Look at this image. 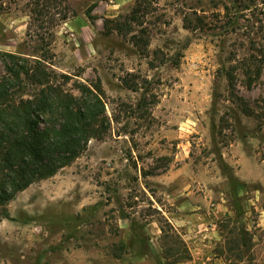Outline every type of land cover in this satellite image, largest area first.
Wrapping results in <instances>:
<instances>
[{
    "label": "rangeland",
    "instance_id": "rangeland-1",
    "mask_svg": "<svg viewBox=\"0 0 264 264\" xmlns=\"http://www.w3.org/2000/svg\"><path fill=\"white\" fill-rule=\"evenodd\" d=\"M0 2V52L42 59L75 96L99 80L108 120L8 202L0 264H264V65L244 67L264 0H153L146 46L103 28L134 0Z\"/></svg>",
    "mask_w": 264,
    "mask_h": 264
},
{
    "label": "trees",
    "instance_id": "trees-1",
    "mask_svg": "<svg viewBox=\"0 0 264 264\" xmlns=\"http://www.w3.org/2000/svg\"><path fill=\"white\" fill-rule=\"evenodd\" d=\"M152 3L153 0H134L123 18L104 20L105 33H131L133 45L146 46L148 42L143 41L141 25L151 12ZM65 18V15L61 17ZM132 24L139 26V34L131 32ZM0 60L4 68V72H0L1 220L5 206L17 192L70 164L86 149L90 139L103 137L108 120L99 80L92 86L79 84L75 96L62 86L69 76L47 70L42 59L30 61L0 52ZM263 65L264 52L247 59L245 72L250 73L251 78L258 77ZM225 74L231 99L239 103L242 112L251 115L244 100L233 94L232 72ZM56 78L61 80L55 81Z\"/></svg>",
    "mask_w": 264,
    "mask_h": 264
}]
</instances>
